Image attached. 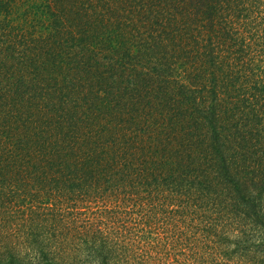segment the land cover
Returning a JSON list of instances; mask_svg holds the SVG:
<instances>
[{"label":"trees","instance_id":"16d2710c","mask_svg":"<svg viewBox=\"0 0 264 264\" xmlns=\"http://www.w3.org/2000/svg\"><path fill=\"white\" fill-rule=\"evenodd\" d=\"M0 264H264V0H0Z\"/></svg>","mask_w":264,"mask_h":264}]
</instances>
